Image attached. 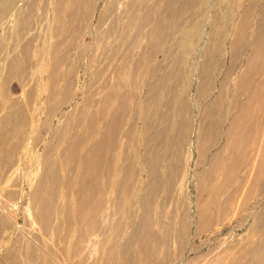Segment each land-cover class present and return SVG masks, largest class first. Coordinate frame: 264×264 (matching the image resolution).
Masks as SVG:
<instances>
[{"label":"bare ground","instance_id":"6f19581e","mask_svg":"<svg viewBox=\"0 0 264 264\" xmlns=\"http://www.w3.org/2000/svg\"><path fill=\"white\" fill-rule=\"evenodd\" d=\"M21 160L10 264H264V0H0V176Z\"/></svg>","mask_w":264,"mask_h":264},{"label":"rangeland","instance_id":"374dc122","mask_svg":"<svg viewBox=\"0 0 264 264\" xmlns=\"http://www.w3.org/2000/svg\"><path fill=\"white\" fill-rule=\"evenodd\" d=\"M228 1V0H227ZM165 54H164V52H159V53H157V56L155 57V60H156V62L158 61V59L159 58H161V60H163V62H161V60L159 59V61L157 62V63H159V64H163L162 66L160 65V67H161V70H162V67H164V69H165V67L166 68H168V67H170V66H172V65H174V64H172L173 62H172V60H170L169 58H167L166 56H164ZM158 57V58H157ZM162 58H165L166 60L164 61V59H162ZM168 60V61H167ZM171 61V64L172 65H170V63L169 64H167V62H170ZM188 61L187 62H185V64H187V66L186 67H188V66H192V64H190V62L192 61V60H190L189 58L187 59ZM199 61H201V57H199ZM193 62V61H192ZM165 63L167 64V66L165 65ZM189 63V64H188ZM226 63H229V59L227 60V62ZM170 65V66H169ZM227 65V64H226ZM163 69V70H164ZM15 83H14V81L11 83V85H10V91L12 90H14L13 88H15L14 85ZM146 87V86H145ZM21 154H19V159H21L20 157H22V155L20 156ZM197 159H198V157L196 156L195 157V159H194V161H193V165H194V169H193V173L195 172V173H197L200 169H201V167L203 166V164L200 166V164H199V162L197 161ZM196 163H198V164H196ZM25 161L24 160H21L20 162H19V164H16L15 166L16 167H14L13 168V170L11 171V172H6L5 174H3V175H1L0 176V195L1 196H3V198L0 196V205H1V203H2V205H1V208H0V213H2V210L4 209V210H6V211H8V209H10L11 207V205H9V204H12V205H16V203L18 202V199L20 198L19 196H20V194L19 193H16V191H17V189L20 187H22L23 185L22 184H24V186L25 187H27V182L25 181V174H26V172H27V166H25ZM19 165H21V167H19ZM198 165V166H197ZM24 167V169H22ZM196 167V168H195ZM17 171H16V170ZM23 170V171H22ZM198 170V171H197ZM16 171V172H15ZM23 173V174H22ZM22 177V178H21ZM20 179H22V180H20ZM196 180L197 181V179H196V177H195V175H193V177H192V181H191V183L193 184H190L191 185V187H190V189H191V191H190V193L191 194H193L192 192H194L195 191V184H196V181L194 182V181ZM22 181V182H21ZM19 186H18V185ZM194 187V188H193ZM13 188V189H12ZM192 188H193V190H192ZM12 190V191H11ZM14 191V192H13ZM188 192H189V190H188ZM14 193V194H13ZM15 193H16V196H15ZM11 194V195H10ZM18 194H19V196H18ZM18 196V197H17ZM14 197V198H13ZM18 198V199H17ZM10 199V200H9ZM17 199V200H16ZM2 200V201H1ZM15 200H16V202H15ZM20 200V199H19ZM256 200H257V198H256ZM255 199L253 200V202L251 203V205H255L256 203H257V201H256ZM259 200H260V198H259ZM4 201H6V202H4ZM9 202V203H8ZM11 202V203H10ZM6 203H8V204H6ZM22 203H24V204H22ZM21 203V205L20 206H22L21 207V211H20V215H19V219L20 220H18V226H20V225H23V224H25L24 222H26L25 221V219H26V216H24V215H26L25 214V212H24V209H23V207L26 205V203L25 202H22ZM255 203V204H254ZM9 205V207L10 208H8L7 209V207H6V205ZM260 204H263L264 205V199H261V203ZM3 205H5V206H3ZM181 206H183V204L181 203ZM3 208V209H2ZM2 209V210H1ZM4 210H3V213L4 214H8V213H6V212H4ZM240 211H242V212H240ZM234 212H232L230 215H232ZM239 213H241V214H239ZM245 213V210L243 209V210H237L234 214H235V218L231 221V222H226L225 224H223L221 227H220V230H218V227H216V226H214L211 230H209V231H206L202 236H194V237H192V244H197V245H199V244H201V246L202 247H200V250H199V252H201V253H203V252H208L209 251V249H213L214 251H216V249H217V247H219L220 246V243H224V239L225 238H227L228 237V235H229V237L230 236H232V235H235V236H240L241 237V234H243V232H244V228H242L243 226H242V219H241V216H242V214H244ZM241 215V216H240ZM240 216V217H239ZM240 220H242V221H240ZM21 221V222H20ZM240 223V224H239ZM238 224H239V226H238ZM17 226V228H15L13 231L14 232H16L17 230L16 229H19V227ZM194 228H195V226H194ZM231 229L233 230V232L231 231ZM10 230V229H9ZM215 230V231H214ZM222 230V231H221ZM211 231V232H210ZM232 232V233H231ZM234 232H236V233H234ZM214 233V234H213ZM228 233V234H227ZM237 233H239V234H237ZM217 234V235H216ZM224 234V235H223ZM237 234V235H236ZM5 235H9V231H4L3 233H2V235L0 234V264H10V263H8V261H7V256H6V254H5V250H4V248H5V245H6V242H5V240L7 239V237L8 236H5V238H4V236ZM14 235V234H13ZM221 237H220V236ZM208 237H209V239H208ZM219 238V239H218ZM207 239V240H206ZM228 239V238H227ZM220 240L222 241V242H220ZM217 241H218V243H219V245H218V243H217ZM196 242V243H195ZM226 244H227V242H225ZM215 246H217L216 248H215ZM211 247V248H210ZM213 247V248H212ZM213 250H211V251H213ZM198 253V252H197ZM189 255L190 256H194V255H196V251H192L191 253H189ZM176 263V262H175ZM87 264V263H86Z\"/></svg>","mask_w":264,"mask_h":264}]
</instances>
